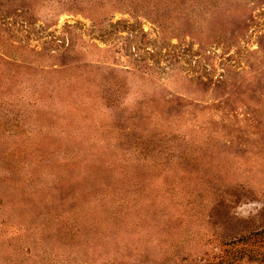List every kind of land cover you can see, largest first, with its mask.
<instances>
[{
  "label": "rangeland",
  "instance_id": "obj_1",
  "mask_svg": "<svg viewBox=\"0 0 264 264\" xmlns=\"http://www.w3.org/2000/svg\"><path fill=\"white\" fill-rule=\"evenodd\" d=\"M260 231L264 0H0V264H264Z\"/></svg>",
  "mask_w": 264,
  "mask_h": 264
},
{
  "label": "trees",
  "instance_id": "obj_2",
  "mask_svg": "<svg viewBox=\"0 0 264 264\" xmlns=\"http://www.w3.org/2000/svg\"><path fill=\"white\" fill-rule=\"evenodd\" d=\"M263 237L264 236V231L262 232V231H260L259 233H257L256 235H255V237ZM249 238V237H248ZM246 254V253H245ZM249 255H247V258L249 259V260H252V261H263L264 260V255H259V254H257V255H254V254H252V253H248Z\"/></svg>",
  "mask_w": 264,
  "mask_h": 264
}]
</instances>
